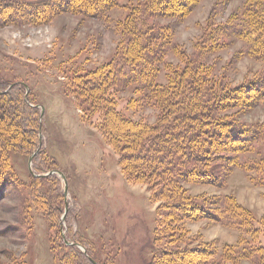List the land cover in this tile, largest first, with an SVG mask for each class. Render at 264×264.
Masks as SVG:
<instances>
[{
    "label": "rangeland",
    "instance_id": "374dc122",
    "mask_svg": "<svg viewBox=\"0 0 264 264\" xmlns=\"http://www.w3.org/2000/svg\"><path fill=\"white\" fill-rule=\"evenodd\" d=\"M87 1L58 0L55 13L49 11L53 6L42 11L16 5L1 8L0 77L21 86L28 107L21 118H31L36 128L30 143L18 133L0 131V264H156L157 252L174 248L184 250L183 259L166 255L161 264H197L206 257L208 262L202 264H264V184L254 181L259 178L256 172L224 162L222 186L184 181L192 201L205 210L198 208L201 216L180 222L184 231L174 236L177 242L164 235V217L158 214L163 199L152 197L148 183L126 177L116 150L98 127L99 114L91 116L88 105L80 106L75 91L66 89L81 70L112 58L122 35L115 22L139 0H120L121 6L102 18L63 10L78 4L84 8ZM242 3L198 0L183 15L160 20L173 30L174 47L166 62L182 67L181 52L191 54L206 28L226 23ZM31 10L43 17L23 20ZM223 40L225 44L206 60L223 75L226 86L263 73V61L242 54L243 40ZM165 74L162 69L159 80L164 82ZM133 94L132 86L118 92V107L154 122L157 107H126ZM7 97L0 96V106L9 101L12 107ZM225 113L243 123L264 125V103L248 109L231 107ZM0 114L8 119L7 113ZM245 155L248 161L259 159L252 152ZM225 196L249 208L254 225L263 224L261 230L253 227L247 232L233 221L219 222ZM257 251L262 253L259 259L252 256Z\"/></svg>",
    "mask_w": 264,
    "mask_h": 264
},
{
    "label": "trees",
    "instance_id": "16d2710c",
    "mask_svg": "<svg viewBox=\"0 0 264 264\" xmlns=\"http://www.w3.org/2000/svg\"><path fill=\"white\" fill-rule=\"evenodd\" d=\"M56 1L0 0V14L1 8L8 5L35 7L36 11L53 6L49 11L55 13ZM197 1L139 0L122 21L115 22L122 35L112 58L94 69L81 70L66 85L68 91H75L80 106L88 105L86 112L90 110L91 116L99 114L98 127L116 150L118 165L126 177L148 183L152 197L163 199L158 214L164 217L161 222L164 235L170 234V241L174 242L184 231L180 222L201 216L198 208L205 210L203 205L192 201L184 181L206 180L222 186L225 172L220 164L224 162L229 167L256 172L259 178L254 181L264 184V125L243 123L225 113L231 107L248 109L264 103V71L242 84L226 86L223 75L216 74L206 60L225 44L224 38L235 37L244 41L242 54L264 62V0H242V7L226 23L206 28L191 54L181 52L182 67H173L166 62L168 51L174 47L172 26L160 20L183 15ZM87 2L84 8L78 4L63 10L102 18L121 6L120 0ZM31 11L23 20L32 22L42 16ZM162 69L166 71L164 82L159 80ZM17 85L0 77V96L8 94L6 99L12 100V107L9 101L0 106L1 112L8 115L4 121L0 114V131L18 133L25 143H30L36 123L31 118H21L27 106L19 90L21 86ZM130 86L134 94L128 98L126 107L143 104L157 107L154 122L127 115L118 107V92ZM15 87L17 90L11 92ZM32 110L27 111L33 113ZM249 152L259 155L258 161H248L245 154ZM224 202L226 205L217 216L219 222L233 221L234 226L247 232L253 227L261 230L264 223L256 227L255 215L249 208L231 196H225ZM181 253L184 254L183 249L162 250L155 254L154 263L161 264L166 255L180 257ZM203 254L209 255V250ZM252 256L259 259L262 253L257 251ZM203 262H208V258H200L197 264Z\"/></svg>",
    "mask_w": 264,
    "mask_h": 264
}]
</instances>
